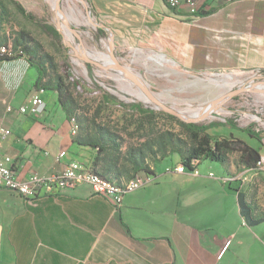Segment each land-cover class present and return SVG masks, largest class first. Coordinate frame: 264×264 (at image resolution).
<instances>
[{
	"label": "crops",
	"instance_id": "1",
	"mask_svg": "<svg viewBox=\"0 0 264 264\" xmlns=\"http://www.w3.org/2000/svg\"><path fill=\"white\" fill-rule=\"evenodd\" d=\"M89 2L113 35L186 72H264V0H207L197 15L165 0ZM17 29L0 20V44L11 46ZM39 76L25 57L0 60V129L9 132L0 156L12 157L20 180L59 175L74 160L93 172L96 151L73 142L56 92L45 91L39 115L18 112L40 89ZM231 134L260 152L262 167L245 169L234 153L227 166L206 161L195 173L169 172L181 164L173 155L152 164L153 181L119 207L88 184L34 202L0 188V264H264V221L250 223L264 216V146L228 127Z\"/></svg>",
	"mask_w": 264,
	"mask_h": 264
},
{
	"label": "rangeland",
	"instance_id": "2",
	"mask_svg": "<svg viewBox=\"0 0 264 264\" xmlns=\"http://www.w3.org/2000/svg\"><path fill=\"white\" fill-rule=\"evenodd\" d=\"M22 1L27 10L42 24L51 25L56 30L60 29L56 0ZM86 1L93 20L103 24L92 10L89 0ZM61 8L67 17L69 16V23L82 37L83 48L89 52L87 54L100 64L110 65L112 60L102 57L101 54L103 52L110 54L109 38L113 32L94 27L89 21L86 8L79 0H62ZM3 19L8 21L12 28H18L16 36L11 41L13 48L17 47L16 40L22 33L34 40L33 47L39 45V48L32 53V58L36 63L43 64L46 70L43 85L54 88L56 84H59L65 95L73 98L77 114L97 115L98 121L102 124L118 126L123 134L125 133L124 136L128 142L136 140L143 133L140 130L149 129L148 125L141 128L142 120L138 114L134 113L136 106L155 110L160 114V125L172 128L175 132L181 131L180 125L168 117L172 114L157 108L136 85L126 78L125 74L117 69H102L77 57L75 49L79 48V41L73 34L70 33V36L66 37L59 33L60 38H57L43 29L41 24L25 19L8 0H0V20ZM101 29L105 30V36L101 34ZM123 40L122 35L114 36V53L118 62L138 75L149 92L186 117L202 115V110L208 108L211 102L234 90L251 88L228 100L218 111L198 124L224 125L229 120L234 128L251 127L259 133L262 139L261 145L264 146L263 71L186 72L162 52ZM65 42L70 43L73 48ZM51 93L53 91L48 90L47 96ZM56 96L58 100L57 92ZM176 119L183 122L177 117ZM71 126L74 132L75 127L72 123ZM228 127L230 126H217L210 131L215 136L228 137ZM73 135L75 136L74 133ZM249 140L254 144L257 142L256 139ZM233 156L236 158L237 155L233 154ZM140 179L142 178L132 180Z\"/></svg>",
	"mask_w": 264,
	"mask_h": 264
},
{
	"label": "trees",
	"instance_id": "3",
	"mask_svg": "<svg viewBox=\"0 0 264 264\" xmlns=\"http://www.w3.org/2000/svg\"><path fill=\"white\" fill-rule=\"evenodd\" d=\"M25 19L41 24L43 29L60 38L59 32L51 25L42 24L30 13L25 5L19 0H8ZM202 13V14H211ZM101 34L105 36V30L101 29ZM34 40L27 34H20L16 40L17 47L4 45L8 53H16L14 57L0 58V60L25 57L30 64L37 67L40 76L37 85L45 91L51 90L57 92L58 101L64 110L68 120H72L77 135L73 137V142L77 145L90 147L96 151L93 162L94 174L111 181L112 183L122 184L123 180H132L141 174L154 177L155 173L151 168L152 164L162 162L167 157L177 155L180 163L189 170H195L203 162L209 161L227 166L230 161V155L239 154V163L245 169H258V164L262 162L260 152L248 145L243 140L234 137L231 134L228 137L215 136L208 131L211 128L228 125L234 128L232 122L227 120L226 124L213 123L210 125L188 124L176 119L173 115L169 118L175 120L181 127L180 132H175L172 128H165L160 125L158 114L155 110L136 106L134 113L138 114L142 122L143 129L148 125V130L143 129L139 137L128 142L125 133L118 126L102 124L98 121L97 115L88 114L83 116L75 111V102L73 98L67 97L59 84L54 88H47L43 85L46 70L43 64L36 63L32 58V53L39 48V45L32 46ZM246 133L249 137L262 141L259 133H256L251 127L238 129ZM239 205L246 209L247 205L241 196L238 198ZM264 221V216L259 220L250 222L258 223Z\"/></svg>",
	"mask_w": 264,
	"mask_h": 264
},
{
	"label": "built area",
	"instance_id": "4",
	"mask_svg": "<svg viewBox=\"0 0 264 264\" xmlns=\"http://www.w3.org/2000/svg\"><path fill=\"white\" fill-rule=\"evenodd\" d=\"M206 1L207 0H165V3L172 10L187 9L190 15H197L200 12L201 6ZM225 1L233 2L238 0ZM15 55L16 53H6L4 45L0 44V58L14 57ZM44 93V89L37 90L29 102L18 109V112L33 117L39 115L42 107L45 105V101L42 97ZM8 111L13 112L14 108L9 106ZM71 121L72 120H70V123ZM8 134L9 132L7 129H0V146L2 141L7 138ZM61 155H64V153H61ZM262 165V162L258 164L259 167H262ZM168 171H174L176 173L196 172V170L185 169V166L182 164H179L175 168H169ZM152 181L153 179L151 177L144 174V182L139 190ZM81 184L91 185L96 195L109 199L117 207L122 204L124 197L129 194V191L123 192V194L112 193L109 189L93 181L89 176V167L79 160L71 161L65 171L59 175L42 177L38 174H32L28 179L20 180L14 170L12 157L7 155L0 156V188L10 190L29 202L37 201L43 196L60 194L65 190L74 189ZM230 243L231 241L229 240L223 246L218 256L219 258L223 257Z\"/></svg>",
	"mask_w": 264,
	"mask_h": 264
},
{
	"label": "water",
	"instance_id": "5",
	"mask_svg": "<svg viewBox=\"0 0 264 264\" xmlns=\"http://www.w3.org/2000/svg\"><path fill=\"white\" fill-rule=\"evenodd\" d=\"M79 1L86 8L89 21L94 27L104 28V29L109 30V28H107L104 24H99L93 20V18L91 16V11L89 9L90 7H89L88 2L86 0H79ZM61 2H62V0H56L55 5H56L57 10L59 12H61L66 18V20H65L66 28L70 31L71 34L76 36L78 41H79V48L78 49L74 48L75 52H76L75 54L77 57L81 58L83 61L90 62L91 64L97 65L98 67L105 69V70H111V69L119 70L121 73L125 74L126 78L129 79L134 85H136L139 88V90L142 92V94L145 95L150 100V102L155 104L157 106V108L171 113L173 116L179 118L180 120H182L185 123L198 124L200 121L209 117L212 113L218 111L219 108L224 103H226L228 100H230L234 96L238 95L241 92L251 90V88H242V89L234 90L231 93L223 95V96L215 99L213 102H211V104L208 106L207 111L203 115L194 116V117H186L183 113L178 112L177 110L167 106L159 98H157L154 94L149 92L147 87L144 85V83L142 82V80L140 79V77L138 75L134 74L130 69H128L127 67H125L124 65H122L118 62V60L115 56V53H114L115 48H114V35L113 34L109 38V50H110L109 56L112 60V63L110 65L100 64L95 59H93L90 55H87L86 53H84L82 51V44H83L82 38H81L80 34L78 33L77 29L69 23L67 15L63 12V10L61 8ZM57 30L61 35H63V33L61 32V30L59 28ZM65 43L68 46L73 48V46L70 43H68V42H65Z\"/></svg>",
	"mask_w": 264,
	"mask_h": 264
},
{
	"label": "bare ground",
	"instance_id": "6",
	"mask_svg": "<svg viewBox=\"0 0 264 264\" xmlns=\"http://www.w3.org/2000/svg\"><path fill=\"white\" fill-rule=\"evenodd\" d=\"M65 1V0H64ZM71 1V0H69ZM72 11L75 12V10L72 8ZM65 13V12H64ZM66 14V13H65ZM67 15V14H66ZM76 15V14H75ZM69 18V16H68ZM66 18L63 14H61L60 12L58 13V24H59V27L61 29V32H63V34L67 37V36H70V31L66 28L64 22H65ZM69 20V19H68ZM72 21V19H70ZM74 37V36H73ZM82 38V37H81ZM69 39V38H68ZM83 44H82V51L84 53H89L87 51L86 48H83ZM107 47V46H106ZM89 48V47H88ZM89 50V49H88ZM5 52L8 53L7 51V48L5 47ZM88 55V54H87ZM102 57H105L107 59H111L109 54L108 53H102L101 54ZM101 59V58H100ZM80 61V60H79ZM108 64V63H107ZM124 76V75H123ZM141 94V93H140ZM208 108L206 109H203L202 110V115L207 111ZM213 114V113H212ZM211 114V115H212ZM197 116H201V115H197ZM73 130V129H72ZM75 135L77 134L76 130L74 129V132H73ZM185 169H187L185 167ZM188 170V169H187ZM89 176L91 177V179L93 181H96V183H99L101 184L102 186H104L105 188L109 189L110 192L112 193H115V194H123V192H128L131 193V192H134L136 191L137 189L140 188L141 185H143V182L144 180H131V181H128L122 185H118L116 183H112V182H109L108 180L92 173L91 171H89Z\"/></svg>",
	"mask_w": 264,
	"mask_h": 264
}]
</instances>
